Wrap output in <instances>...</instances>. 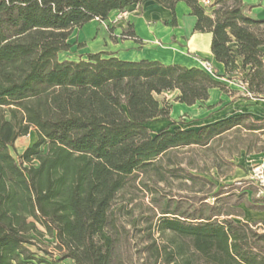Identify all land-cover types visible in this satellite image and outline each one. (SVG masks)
Wrapping results in <instances>:
<instances>
[{"label":"trees","instance_id":"trees-1","mask_svg":"<svg viewBox=\"0 0 264 264\" xmlns=\"http://www.w3.org/2000/svg\"><path fill=\"white\" fill-rule=\"evenodd\" d=\"M91 1L0 0V264H56L47 250L28 247L32 233L49 235L75 264H264V233L230 218L242 194L232 202V194L218 191L209 204L206 196L177 199L159 188L171 179L210 183L163 165L170 151L205 147L236 128L260 130L264 121L238 114L198 130L153 133L147 123L169 117L164 93L179 90L176 100L193 105L225 86L216 72L158 60L127 61L103 51L61 59L75 27L145 0H96L94 8ZM155 1L172 11L173 24L177 3L185 2L194 29L212 34L215 60L227 74L245 72L246 90L264 99V19L250 6ZM31 131L35 142L15 157L16 140ZM139 175L153 182L142 185L158 212L147 218L136 258L114 206Z\"/></svg>","mask_w":264,"mask_h":264},{"label":"crops","instance_id":"crops-1","mask_svg":"<svg viewBox=\"0 0 264 264\" xmlns=\"http://www.w3.org/2000/svg\"><path fill=\"white\" fill-rule=\"evenodd\" d=\"M243 3L250 6L251 15L264 19V0H243ZM123 13L125 15L115 24L91 19L75 27L68 38L71 49L65 53L71 52L78 56L103 51L127 61L158 60L164 64L203 70V62L209 61L217 74L214 78L225 86V89L211 88L208 99L193 105L176 100L179 90L164 93L161 99L170 106L169 117L148 122L147 126L153 133L177 127L198 130L238 114H248L257 122L264 121V99L245 95L240 84V76L245 72L227 74L225 66L215 60L211 51L212 34L194 29L196 17L191 15L185 2L177 3L174 24L171 23L174 17L172 11L155 0L132 4ZM117 14L112 12L110 18ZM128 30L134 32L133 37L125 34ZM260 50L264 55V45ZM247 131L256 137L259 132L264 133V128ZM259 156L264 161V150L260 151ZM247 193L253 194L254 198H247ZM239 194L243 195V201L236 208L241 207L244 215L235 212L230 218L235 216L250 224L264 221V198H256L251 190Z\"/></svg>","mask_w":264,"mask_h":264},{"label":"rangeland","instance_id":"rangeland-1","mask_svg":"<svg viewBox=\"0 0 264 264\" xmlns=\"http://www.w3.org/2000/svg\"><path fill=\"white\" fill-rule=\"evenodd\" d=\"M92 0L88 5L91 8L100 3ZM66 3V2H65ZM63 4V3H62ZM35 5V6H34ZM34 13L37 11L36 4L32 5ZM65 4H63V7ZM125 12V11H119ZM116 16V15H115ZM78 27V26H77ZM77 58L75 53L61 54V59ZM255 134L249 133L246 129H233L224 134L222 137L215 139L212 143L205 147L192 146L189 148L176 149L170 151L163 159V165L169 167H181L195 174L199 178H206L209 184L202 185L197 182L193 184L191 181L181 182L176 179H171L168 184L159 182V188L162 189L169 197L172 198H200L207 197L209 204L216 201L215 194L218 191L228 192L234 196L239 193L251 190L254 191L253 179L255 167L262 163L259 153L264 150V133ZM36 140L34 131L29 135L20 137L16 140L12 149V154L17 157L25 148L33 144ZM42 150L45 152L47 146L44 145ZM142 180L145 182L147 177L137 176L129 180L128 184L122 192L119 193L116 199L114 209L116 210L120 224L125 226L128 232L130 253L137 258L141 248L142 238L147 230V218L153 217L157 212V207L153 204L152 195L147 190L145 185H142ZM203 189V190H202ZM253 199V194L249 195ZM241 206L246 207L245 204ZM236 213H242L241 207L234 208ZM242 215H244L242 213ZM243 217V216H242ZM235 222H242L239 218L232 216ZM136 222L134 225L133 222ZM155 221V220H153ZM251 222V221H250ZM255 224L264 226V221H255ZM126 234V233H124ZM33 241L28 244V247L39 254H51L50 258L56 264H75L71 259H65V250L59 251L52 243V238L49 235L37 236L31 234ZM155 237H158L155 235ZM43 249L39 247V245ZM48 252H47V251Z\"/></svg>","mask_w":264,"mask_h":264},{"label":"built area","instance_id":"built-area-1","mask_svg":"<svg viewBox=\"0 0 264 264\" xmlns=\"http://www.w3.org/2000/svg\"><path fill=\"white\" fill-rule=\"evenodd\" d=\"M202 3L204 5H209V0H202ZM125 15V13L120 12L118 13L116 16H114L113 18H109L105 21L99 20L98 17H95L94 19L103 23H107L109 22L110 24H115L119 19H121L123 16ZM203 66H204V70L206 72H208L211 75L215 74V70L214 67L212 66L211 62L209 61H204L203 62ZM240 84L243 86L244 88V93L246 96L252 98V95L246 90V84L243 81H240ZM253 179V185H254V196L256 198H264V161H262V163L258 164L255 169H254V175L252 176ZM251 226L258 230L259 232L264 233V226H262L261 224H251Z\"/></svg>","mask_w":264,"mask_h":264}]
</instances>
